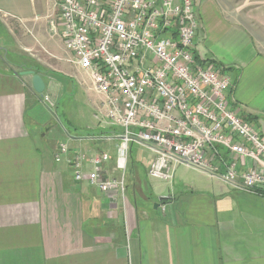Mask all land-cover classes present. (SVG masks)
Listing matches in <instances>:
<instances>
[{
    "label": "crops",
    "instance_id": "obj_1",
    "mask_svg": "<svg viewBox=\"0 0 264 264\" xmlns=\"http://www.w3.org/2000/svg\"><path fill=\"white\" fill-rule=\"evenodd\" d=\"M57 2L0 0V264H264V195L187 166L177 167L176 175L184 168L181 186L174 174L167 194L134 179L135 189L126 185L125 198L118 195L116 202L74 179L72 155L106 151L87 148L91 137H77L60 123V100L68 96L70 105L75 95L86 97L95 117L103 96L72 62L61 27L51 30ZM196 10L200 30L202 18L230 27L229 56L206 57L198 40L197 49L236 82L233 105L264 134V0H234L227 8L216 0H198ZM44 31L51 33L49 42ZM13 36L25 54L13 52L7 41ZM36 66L49 71L42 78L51 108L34 91L32 76H21ZM89 92L98 96L96 101ZM108 128L101 124L85 131L118 145L106 137ZM61 144L69 151L58 162ZM90 170L86 164L85 171ZM113 171L118 175L110 178H119ZM190 171L196 174L193 180L184 178ZM147 194L159 208L140 204Z\"/></svg>",
    "mask_w": 264,
    "mask_h": 264
},
{
    "label": "built area",
    "instance_id": "obj_2",
    "mask_svg": "<svg viewBox=\"0 0 264 264\" xmlns=\"http://www.w3.org/2000/svg\"><path fill=\"white\" fill-rule=\"evenodd\" d=\"M197 6L198 0L57 2L51 30L61 27L72 62L103 96L95 118L120 130L112 135L119 178H110L106 152L72 155L73 176L113 202L125 198L132 145L152 153L150 178L170 182L177 167L187 166L264 195V134L233 105L231 76L201 58ZM43 98L51 108L49 97ZM68 151L61 144L55 160Z\"/></svg>",
    "mask_w": 264,
    "mask_h": 264
},
{
    "label": "rangeland",
    "instance_id": "obj_3",
    "mask_svg": "<svg viewBox=\"0 0 264 264\" xmlns=\"http://www.w3.org/2000/svg\"><path fill=\"white\" fill-rule=\"evenodd\" d=\"M222 7L227 8L229 4L234 0H216ZM249 0H245V2H248ZM213 23V22H212ZM213 24H210L206 18H202V26L204 29L200 30L199 35L197 37V40L199 42V50L201 53L205 52L206 57H211L214 54H220L222 56H229V50H231V46L233 45V42L228 39L229 37V29L228 25H216L212 26ZM44 26V23H43ZM228 27V28H227ZM207 32V39L204 40L203 35ZM50 32H43V37L45 42L50 41ZM22 39V38H21ZM24 39V38H23ZM22 39V44H26V41ZM8 43L11 42V46H13V52H16L17 54H25L21 50V44L20 42L13 36ZM259 43V41H258ZM261 44V43H260ZM263 50H264V44H263ZM233 51V47H232ZM46 53V51H43ZM14 58V57H13ZM89 97L91 99L97 100L98 96L94 92H89ZM68 100H71L68 96L60 100V105L57 110V117L59 118V121L62 125L66 126V128L70 129H76L78 131H73L75 136H81V137H91L92 140H90L89 145H87V148L89 147L92 150H103L108 153L110 157V161L107 163V171L109 174L115 176L118 174H115L113 169L116 168V154L112 153V151H115L116 153V141H98L99 138H95L92 134L87 135V132L85 131L87 127L93 126L97 128L101 124L108 126L107 138L114 135L115 130L113 126H111L110 123H105L103 121H98L94 117V106L93 105H87L86 97L85 100L80 98V96H76L73 99V102L68 105ZM43 103L46 105L47 103L44 101ZM52 135H49V138H51ZM105 137V135H103ZM112 149V150H111ZM153 160V155L151 152L137 146L132 145L129 151L128 156V163H127V170L125 172V184L130 185V189L133 191L135 189L134 185V179L136 180V184L142 183L145 186V183H149V186L152 190H163L166 194L169 191V188L172 187V183L175 181L176 186L180 185V174L181 171H183L182 168H178L177 175L175 177V180L171 182H164L159 179L150 178L147 175V170L151 164V161ZM180 169V170H179ZM119 175H121L119 173ZM185 179L193 180L196 178V174L192 171L186 172V175L184 176ZM125 185V186H126ZM147 188V187H146ZM136 189H139V186H136ZM146 190V189H145ZM148 195V194H147ZM156 199L155 197H152V195H148L147 201L140 200V204H146L147 207H153L156 203L153 202V200Z\"/></svg>",
    "mask_w": 264,
    "mask_h": 264
},
{
    "label": "water",
    "instance_id": "obj_4",
    "mask_svg": "<svg viewBox=\"0 0 264 264\" xmlns=\"http://www.w3.org/2000/svg\"><path fill=\"white\" fill-rule=\"evenodd\" d=\"M26 75L32 76V86H33L34 91L37 94L43 96L44 92H45L46 85H45V82H44L42 76L39 74H36L33 70L24 71L21 73V76H26ZM160 205H161L160 203H156L154 205V208L157 209L160 207Z\"/></svg>",
    "mask_w": 264,
    "mask_h": 264
},
{
    "label": "trees",
    "instance_id": "obj_5",
    "mask_svg": "<svg viewBox=\"0 0 264 264\" xmlns=\"http://www.w3.org/2000/svg\"><path fill=\"white\" fill-rule=\"evenodd\" d=\"M31 69H34V71H35V73L36 74H39V75H41L42 77L43 76H45L46 74H47V72H49V71H47L46 69H44V68H42L41 66H36L35 68H31ZM236 82L234 81V84H235ZM247 121H250V122H254V120L253 119H249V118H245ZM114 129H116L115 130V132H117V133H119L120 132V130L118 129V128H114ZM70 131H78V130H71V129H69ZM87 132V135H89V134H94V131H86ZM95 132H97V131H95ZM263 194H264V192H263Z\"/></svg>",
    "mask_w": 264,
    "mask_h": 264
}]
</instances>
